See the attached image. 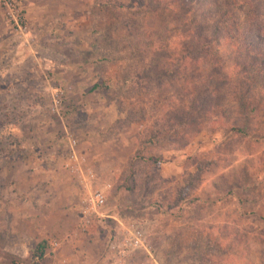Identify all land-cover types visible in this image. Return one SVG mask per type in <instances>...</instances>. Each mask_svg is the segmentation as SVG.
I'll use <instances>...</instances> for the list:
<instances>
[{
    "label": "rangeland",
    "instance_id": "1",
    "mask_svg": "<svg viewBox=\"0 0 264 264\" xmlns=\"http://www.w3.org/2000/svg\"><path fill=\"white\" fill-rule=\"evenodd\" d=\"M20 2L25 33L0 8V264H111L118 223L141 224L150 255L122 264H264V92L244 95L263 100L247 137L214 115L171 127L191 80L130 79L180 55L144 35L140 0ZM241 92L225 90L222 124L244 125ZM97 191L107 205L84 232L76 211Z\"/></svg>",
    "mask_w": 264,
    "mask_h": 264
},
{
    "label": "trees",
    "instance_id": "2",
    "mask_svg": "<svg viewBox=\"0 0 264 264\" xmlns=\"http://www.w3.org/2000/svg\"><path fill=\"white\" fill-rule=\"evenodd\" d=\"M138 5L145 18L144 35L159 33L153 44L156 51L168 49L173 40L180 55L178 61L172 57L163 61L154 55L157 60L152 59L153 68L162 71L151 77L143 73L130 79L148 86L154 80L158 89L170 85L174 73L191 80L190 102L181 116L170 113L166 123L184 131L214 115L213 124L247 137L249 119L260 114L263 101L259 97L256 102L244 95L264 92V0H140ZM165 36L167 47L163 42ZM227 66L231 75L225 72ZM235 83L244 91L238 98L242 127L222 124L226 115L222 109L225 90ZM140 160L157 162L155 158Z\"/></svg>",
    "mask_w": 264,
    "mask_h": 264
},
{
    "label": "built area",
    "instance_id": "3",
    "mask_svg": "<svg viewBox=\"0 0 264 264\" xmlns=\"http://www.w3.org/2000/svg\"><path fill=\"white\" fill-rule=\"evenodd\" d=\"M20 4V0H0V8L6 14L8 22L12 24L18 32L25 33L26 28L25 26H22L24 22V16L19 10ZM73 144H75V142H73ZM70 153V161H72L73 163L85 161L83 156L76 154V152L72 149L70 150ZM78 172L81 173L79 165ZM82 199L83 200L80 201V206L77 210V214L81 222L80 228L82 229V231L87 232L91 225L89 218L92 215H96L102 218V210H104L107 205V198L104 192L97 191L92 194H88ZM118 224L122 225V230L120 231L119 235L117 234V236H114L112 240H109L107 246L108 252L111 255V264H122L128 255L136 251H145L149 255L144 245V235L141 224H132L130 226L128 225V227L121 223ZM48 247L52 251H56L58 245L57 243L51 242L48 243Z\"/></svg>",
    "mask_w": 264,
    "mask_h": 264
},
{
    "label": "crops",
    "instance_id": "4",
    "mask_svg": "<svg viewBox=\"0 0 264 264\" xmlns=\"http://www.w3.org/2000/svg\"><path fill=\"white\" fill-rule=\"evenodd\" d=\"M76 212H77V211H76ZM71 254H73V253H71ZM63 256H64V252H63V250H61V251L59 252V254H58V257H57V258L54 257V260H59V261H63L64 263H66L65 258H64ZM75 256L78 257L77 254H76ZM81 258H82V257H81ZM83 261H84L85 264H90V262H91L90 258H87L86 260H83Z\"/></svg>",
    "mask_w": 264,
    "mask_h": 264
}]
</instances>
